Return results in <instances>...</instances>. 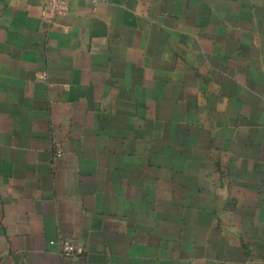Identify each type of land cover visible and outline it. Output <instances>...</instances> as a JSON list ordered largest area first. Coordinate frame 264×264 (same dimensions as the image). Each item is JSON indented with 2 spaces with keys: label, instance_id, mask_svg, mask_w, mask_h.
Here are the masks:
<instances>
[{
  "label": "crops",
  "instance_id": "1",
  "mask_svg": "<svg viewBox=\"0 0 264 264\" xmlns=\"http://www.w3.org/2000/svg\"><path fill=\"white\" fill-rule=\"evenodd\" d=\"M43 6L0 0V264H264V0Z\"/></svg>",
  "mask_w": 264,
  "mask_h": 264
},
{
  "label": "built area",
  "instance_id": "2",
  "mask_svg": "<svg viewBox=\"0 0 264 264\" xmlns=\"http://www.w3.org/2000/svg\"><path fill=\"white\" fill-rule=\"evenodd\" d=\"M70 0H44L43 19L47 23H53L54 18L60 14ZM60 156V153H57ZM60 251L63 255H80L84 252L82 247L75 246L68 240L60 242Z\"/></svg>",
  "mask_w": 264,
  "mask_h": 264
}]
</instances>
